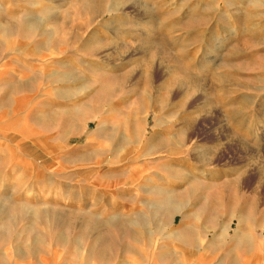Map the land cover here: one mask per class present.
Returning <instances> with one entry per match:
<instances>
[{
	"label": "rangeland",
	"instance_id": "1",
	"mask_svg": "<svg viewBox=\"0 0 264 264\" xmlns=\"http://www.w3.org/2000/svg\"><path fill=\"white\" fill-rule=\"evenodd\" d=\"M0 264H264V0H0Z\"/></svg>",
	"mask_w": 264,
	"mask_h": 264
},
{
	"label": "crops",
	"instance_id": "2",
	"mask_svg": "<svg viewBox=\"0 0 264 264\" xmlns=\"http://www.w3.org/2000/svg\"><path fill=\"white\" fill-rule=\"evenodd\" d=\"M194 185H192V187H193ZM219 199H226V200H228V202H232V198H231V195L229 194V195H227L226 194V192L224 191V190H220L216 195H214V196H212L211 197V200H219ZM243 218H244V220H246L248 217H247V215H243ZM262 239L260 238V243H262Z\"/></svg>",
	"mask_w": 264,
	"mask_h": 264
}]
</instances>
